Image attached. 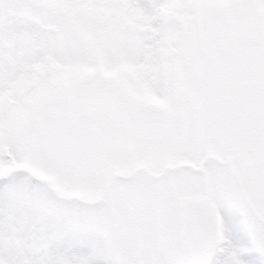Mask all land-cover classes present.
<instances>
[{"label":"snow or ice","instance_id":"6c2138e0","mask_svg":"<svg viewBox=\"0 0 264 264\" xmlns=\"http://www.w3.org/2000/svg\"><path fill=\"white\" fill-rule=\"evenodd\" d=\"M0 264H264V0H0Z\"/></svg>","mask_w":264,"mask_h":264},{"label":"rangeland","instance_id":"374dc122","mask_svg":"<svg viewBox=\"0 0 264 264\" xmlns=\"http://www.w3.org/2000/svg\"><path fill=\"white\" fill-rule=\"evenodd\" d=\"M32 79L31 77L29 78V80ZM13 93L16 95V96H22L23 95V89L22 88H19V87H14L13 88Z\"/></svg>","mask_w":264,"mask_h":264}]
</instances>
